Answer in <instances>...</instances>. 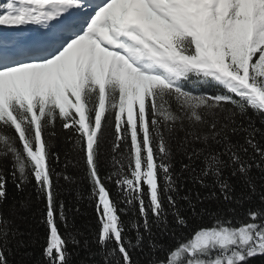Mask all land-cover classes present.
I'll list each match as a JSON object with an SVG mask.
<instances>
[{
    "label": "snow or ice",
    "instance_id": "snow-or-ice-1",
    "mask_svg": "<svg viewBox=\"0 0 264 264\" xmlns=\"http://www.w3.org/2000/svg\"><path fill=\"white\" fill-rule=\"evenodd\" d=\"M0 29V264L39 243L29 188L39 264L264 257V0H0ZM61 134L94 233L61 198Z\"/></svg>",
    "mask_w": 264,
    "mask_h": 264
},
{
    "label": "trees",
    "instance_id": "trees-1",
    "mask_svg": "<svg viewBox=\"0 0 264 264\" xmlns=\"http://www.w3.org/2000/svg\"><path fill=\"white\" fill-rule=\"evenodd\" d=\"M208 86H201V91H208ZM74 139L68 140L66 137L61 134L60 137L53 142V152L58 153L60 160L57 163L55 159L51 161L56 172H61L65 170V164L68 163L67 172L70 175L77 176L79 178V184L77 187H70L67 182L60 180L62 188V199L68 204L69 207H79L80 211L75 214L74 223L77 229L87 232L91 230L92 233L96 231V214L94 206H92L88 201V196L90 194L91 188L87 180L82 179L83 173L78 167H75L76 160L78 159L77 154L73 150ZM106 156H107V146H106ZM110 159V157H108ZM109 169L105 168L102 174L107 175ZM113 191H115V185L111 186ZM10 193L17 196L15 190L11 184H9ZM79 192V197L77 196ZM31 193L32 199L35 201L33 204V213L29 215L28 226L33 230V236L39 237V243H36L32 248L28 249L30 255L24 257L26 264H39L42 259V248L41 244L43 243V238L45 235V227L43 224L39 223L43 219L42 213L44 211V204L42 201L35 200V192L29 188L28 192L25 195ZM11 203V201H10ZM243 211L238 210L237 219H243ZM231 216V214H229ZM235 222V221H234ZM174 243V242H173ZM94 250L98 251V247L93 245ZM74 252H77V249H71ZM84 253H80L76 257L77 260H80ZM15 260L19 261L21 257L18 255L14 257ZM141 264H144V258L139 257ZM96 264H101V258L99 255L96 257ZM250 264H264V257L252 258Z\"/></svg>",
    "mask_w": 264,
    "mask_h": 264
},
{
    "label": "rangeland",
    "instance_id": "rangeland-1",
    "mask_svg": "<svg viewBox=\"0 0 264 264\" xmlns=\"http://www.w3.org/2000/svg\"><path fill=\"white\" fill-rule=\"evenodd\" d=\"M2 29H0V31H1Z\"/></svg>",
    "mask_w": 264,
    "mask_h": 264
}]
</instances>
